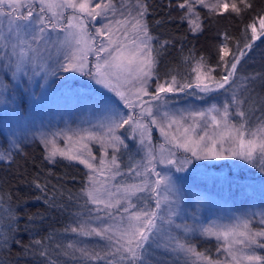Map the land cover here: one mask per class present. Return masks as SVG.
<instances>
[{"label": "snow or ice", "instance_id": "1", "mask_svg": "<svg viewBox=\"0 0 264 264\" xmlns=\"http://www.w3.org/2000/svg\"><path fill=\"white\" fill-rule=\"evenodd\" d=\"M198 6L208 9L209 16L228 11L240 15L253 7L250 0H182L177 3L185 10L181 20L193 33L204 30ZM148 14L147 0H0V161L12 162L29 143L38 142L49 163L66 160L88 169L87 184L80 190L86 211L76 213L75 226L65 231L96 240L95 246L83 240L57 243L59 252L39 239L24 245L18 238L21 231L31 233L29 225L42 223L45 217L40 211L21 213L29 200L16 202L9 196L7 209L0 197V220L7 217L0 245L20 244L43 257L44 264H60L61 256L78 264H264L260 254L264 210L258 219L255 211L247 210L255 207L248 197L254 185L244 183L250 178L228 179L229 186L236 183L245 197L246 209L229 218V223L214 220L207 225L198 219L197 211L188 212L192 197L186 183L199 169L209 167L194 161L235 158L245 162L234 165L241 172L250 165L264 174V91H256L257 80L264 89V71L237 77L241 59L264 37V14L246 26L251 36L242 47L237 44L230 58L226 59L230 50L224 43L218 47L215 67L204 56H189L186 75L168 70L163 77L161 49L169 41H161L159 49L153 45ZM216 68L222 69L219 76L213 75ZM61 74H69L66 80L79 74L107 91L86 83L90 93H75L83 100L85 112L75 128L69 121L63 128L37 126L26 115L24 102L27 99L35 110L50 79ZM66 87L72 90L70 84ZM219 89L230 92L221 107L213 104L206 110L178 114L165 110L170 93L195 96L196 90L211 94ZM153 126L164 139L158 146L152 142ZM96 145L102 157L94 153ZM132 150L143 152L142 161L128 168L138 182H116L110 187L109 181L125 175L117 154ZM158 166L163 167L157 170ZM261 180L259 191L264 197V175ZM26 186L39 191L30 200L58 207V193L53 191L50 197L48 184L38 176ZM197 195L200 202L207 199ZM189 217L191 224L185 222ZM21 219L27 220L23 228ZM197 234L217 242L215 257L209 249H198Z\"/></svg>", "mask_w": 264, "mask_h": 264}, {"label": "trees", "instance_id": "2", "mask_svg": "<svg viewBox=\"0 0 264 264\" xmlns=\"http://www.w3.org/2000/svg\"><path fill=\"white\" fill-rule=\"evenodd\" d=\"M250 2L253 7L240 15L228 11L209 16L206 10H202L204 30L203 32L193 33L189 31L187 23L181 20L183 10L179 9L173 0H147L149 9L147 22L151 35L157 40L154 46L159 49L161 41H169V44L164 49H161L162 56L159 68L161 76L163 77L164 73L168 70H175V72L181 75H186L188 64L185 58L189 56L197 59L200 56H204L208 59L210 65L215 67L218 60V47L224 43L227 44L230 50L229 56L226 59L230 58L236 52L237 44L239 43L242 47L245 40L250 38L251 29H247L246 33V26L251 24L254 18L264 14V0H250ZM157 21L160 23H156ZM257 30H260L258 21ZM225 34L227 35V40H225ZM262 71H264V37L256 40L253 43L251 51H248L241 59V63L237 68V77L239 78L242 75L254 76L256 73ZM220 74H222V69L216 68L215 75L219 76ZM256 91H264V89L260 88L258 80ZM223 92L227 91L222 89L219 94ZM181 95V98L188 96L186 94ZM213 95L215 94H203L197 91V95L193 96V98L200 97L199 99L205 101ZM23 151L24 154L16 155L12 162L0 161V197L3 198V208L7 209L9 196H11L13 201L21 203L25 199H28L27 207L26 209L21 207V213L25 211L29 213L40 211L44 214L45 218L42 223H38L35 226L29 225V228L33 229V231L31 233L21 231L18 238L22 240L24 245H29L30 239L42 240L44 245L50 246L55 252H59L60 249H56L55 247L57 243L67 245L68 243L77 241L76 234L66 232L65 228L75 226L73 223V220L76 219L75 214H83L86 211L80 190L85 187L87 170L83 165L66 160H60L57 164L49 163L44 159L43 146L38 142L29 143ZM215 168L219 169L200 172H224L227 179L225 182L226 187L229 186L228 179L238 175L249 177L248 183L257 182L259 186L262 183L261 176L264 175L250 165L246 166L243 172L238 168L237 172H233L227 166H224V168L229 169L226 171H221L220 167ZM37 176L42 183L46 182L48 184L50 197L53 191L58 193L56 196L58 207L56 209L50 208L42 200L34 201L29 199L32 196L39 195V191L27 187L26 182L33 180ZM208 180L212 183L215 182L211 178ZM229 188H233L236 199H239L234 200L235 203L245 204L239 202L243 200L244 196L237 189L236 183H232ZM59 193H62V196ZM257 195H259V191L256 197ZM59 205H63V208H60ZM6 223L7 217L5 216L3 220H0V231L5 230L2 226ZM20 224L23 228L27 224V220L21 219ZM81 240L87 241L86 243L90 244V238L89 240L86 238ZM9 244L11 245L10 247L8 245H0V264H44L43 257L25 251L20 244L12 245L11 241H9ZM214 245V241L211 240L209 242L205 238L197 236L196 246L198 249H209L211 254L215 256L213 254L215 250ZM36 247L39 249V246ZM261 253L264 255V251H261ZM160 257H162V261L163 256ZM55 258V254H53V259ZM59 259L60 264H65V262L66 264H78V261L69 259L68 257L61 256ZM92 264H98V262H92Z\"/></svg>", "mask_w": 264, "mask_h": 264}, {"label": "rangeland", "instance_id": "3", "mask_svg": "<svg viewBox=\"0 0 264 264\" xmlns=\"http://www.w3.org/2000/svg\"><path fill=\"white\" fill-rule=\"evenodd\" d=\"M173 2L177 6V3L182 2V0H173ZM228 2L231 3V0H228ZM182 10L184 13L185 10L184 9ZM202 10H206L207 12L209 11L208 9H202L198 6L197 11L200 12L201 19H202ZM185 22L187 23V21ZM98 26H99V20L97 22V27ZM156 42L157 40L154 38L152 41L153 45ZM68 75L69 74H61L57 77H53L50 79L49 81L50 86L47 88V93L45 95V98L35 110L29 108V102L27 101V99L25 100L23 106L27 110L26 115L29 117L30 120H34L37 126L43 124L46 127L63 128L64 122L69 121L72 123V127L75 128L76 125L79 123V119L81 118V116L85 114L83 100L77 95H75V93L76 92H79L81 94L90 93L91 90L85 87L86 83H91L94 88L102 89V86L95 85L94 82L89 81L88 78L82 77L79 74H72L74 75L75 78L66 80L65 77ZM213 75H215V72L213 73ZM41 82L43 83V81ZM66 84H70L72 86L71 91L66 87ZM102 90L107 91L106 89H102ZM221 91L222 89L213 92L215 95L206 99L205 101L199 99L200 97L193 98V96L190 97V95L186 96V98H181L182 97L181 94L184 95V93H179V94L170 93L169 100L171 102L168 108L165 110L171 113L178 114L180 111L187 113L188 111L206 110L213 104L217 105L218 107H221L224 103L228 101V97L230 95L229 92H223L219 94ZM39 94H40L39 89H37V95ZM130 111L131 109H125L126 113ZM136 112L138 113L139 109H136ZM145 119L147 120L148 118L146 117ZM152 137H153L152 142L154 145L158 146L159 144L164 143L163 137L161 136L159 130L155 128V126L152 127ZM155 139L156 141H154ZM93 151L98 158L102 157V152L99 151V145H96L93 148ZM111 151L112 150L109 149L110 153ZM117 155L119 156L120 170L125 175L117 176L115 181H109V186L111 187V185L116 182H120V183L138 182V178L134 179L132 177V174L128 173V168L130 165H135L137 162L142 161L143 152L141 151L137 153L135 150H132L130 152L122 151ZM177 155L179 157L180 153H178ZM244 163H245L244 161H240L235 158H228L223 161H211V160L194 161V165L196 164L208 165L209 167H207L206 169L205 168L199 169L197 175L189 176L188 180L186 181L189 188L191 189V197H192L191 202L187 206L188 212L191 213L193 211H197L198 219L205 225L211 223L214 220L220 223H229L230 222L229 218L234 216H239L241 212L244 211L247 207L245 203V197L242 198L243 199L242 201H239L245 204L235 203L234 200H239V199H236L235 197L236 194L233 191V188L231 189L229 188V186L227 187L225 186V182L227 181V179L225 178L224 172H200V171H211L212 169H219L215 167H220L221 171H226L230 169L233 172H237L236 171L237 168L234 167V165L244 164ZM224 166H227L229 169L224 168ZM162 167L163 166H158L157 170H160ZM86 170H87L86 173L88 175L89 170L88 169ZM189 170L191 171V166L189 167ZM176 175L188 176V173H176ZM210 178L214 179L215 182L213 183L210 182L208 180ZM86 184H87V179H86ZM246 184L254 185V188L248 189V197L251 199L252 204L255 205V207L248 208L247 210L255 211L257 213V219H258L259 213L262 210H264V197L261 196V193L259 191L260 185L258 186L257 182L248 183V180L246 181ZM252 189H257V190H252ZM258 191H259V195H257L256 197ZM198 193L200 195L206 196L207 199L204 200L203 202H200L197 195ZM89 207L94 208L96 206L89 205ZM101 215H103V213H101ZM180 222L181 221L179 220L177 221V223ZM185 222L191 224L193 221L189 217L185 220ZM84 238L85 237H77L76 239L78 241ZM86 239L89 240V238ZM212 241H214V244L217 243L214 239ZM95 244H96V240L90 238L89 245L95 246ZM213 254H215V256L217 255L215 250L213 251ZM260 254L262 253L260 252ZM161 258L162 257L160 256L158 257L159 260H161Z\"/></svg>", "mask_w": 264, "mask_h": 264}]
</instances>
